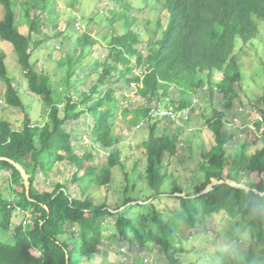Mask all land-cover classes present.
I'll return each instance as SVG.
<instances>
[{"label":"trees","instance_id":"trees-1","mask_svg":"<svg viewBox=\"0 0 264 264\" xmlns=\"http://www.w3.org/2000/svg\"><path fill=\"white\" fill-rule=\"evenodd\" d=\"M101 3L106 6L103 18L108 27L95 33L97 39L76 25L77 18L68 22L69 36H55L60 39L54 45L63 51L58 67L65 72L52 80L31 59L49 39L44 27L57 28L54 0H27L21 7L18 0H0L4 8L0 41L11 45L27 90L46 112L43 124L32 123L27 115L17 127L0 120V172L7 174L9 183L0 186V264H93L96 258L99 264H127L123 258L128 257L131 264L149 262L137 256L134 247L158 253L153 262L200 264L212 253L192 252L189 238L208 233L211 220L220 216L247 229L249 249L227 255L217 252L215 264H264V108L259 112L261 120L252 123L259 137L253 142L237 132L229 135L224 110L239 100L243 65L236 50L246 51L258 39L264 0ZM15 7L22 10L19 19ZM98 15L82 21L89 24ZM20 22L27 25L26 32ZM75 33L71 46L66 39L70 41ZM97 43L103 52L91 48ZM5 59L0 50L3 98L8 106L23 108ZM202 91L210 98L221 96L224 108L217 111L212 106L210 114L202 110L200 120L212 134L211 146L196 158L189 143L184 148L180 143L184 133L189 141L184 127ZM157 109L171 110L174 118L155 114ZM125 117L134 132L147 130L140 144L141 177L150 194L142 203L127 195L136 184L125 170L116 131L118 120ZM236 130L240 132L239 127ZM254 142L261 145L250 151ZM182 149L186 154L179 159ZM101 152L105 163L98 161ZM174 159L178 169L190 175L185 182L181 175L169 173ZM8 160L21 165L29 176V196L20 172ZM131 162L134 171L142 163L134 158ZM61 164L71 167L68 184L52 181ZM114 171L124 175L119 203L93 201L87 194L90 187L108 191ZM167 179L171 180L168 191ZM213 181L223 183L203 193ZM125 243L130 249L124 255ZM109 244H120L123 258L110 260ZM190 253L195 254L193 261L187 258Z\"/></svg>","mask_w":264,"mask_h":264},{"label":"rangeland","instance_id":"rangeland-1","mask_svg":"<svg viewBox=\"0 0 264 264\" xmlns=\"http://www.w3.org/2000/svg\"><path fill=\"white\" fill-rule=\"evenodd\" d=\"M27 0H18L19 6ZM73 0H54V6L57 15V28H54L47 24L43 33L47 34V40H44L36 50L33 52V56L31 61L34 63L36 69H43L49 73L52 80H57L64 75L65 68L58 67V62L63 60L61 48L58 44L54 45L53 42H56V38L59 33H66L68 22L73 18H77L75 22L76 25H79L92 36H95L97 39L96 32L104 33L106 28L108 27V22L103 18V14L106 10V6L101 3V0H79L78 3L74 6L72 5ZM20 7H15L14 11L16 13V18L22 17ZM148 10V8H146ZM99 15L96 19H94L91 23L86 24L84 21L88 18H93ZM4 8L0 4V19L3 17ZM38 14L39 11H36ZM101 13V14H100ZM84 18V21H82ZM20 25L24 31L26 32L28 27L23 23ZM75 25V26H76ZM76 30V28H75ZM70 37V41L66 39V43H70L71 46H74L73 41L77 36V33L72 34ZM56 36V37H55ZM40 36H34L35 40L40 39ZM56 38V39H55ZM146 40V37H143ZM59 42V41H58ZM105 42H103L104 45ZM254 44L251 47H247L246 51H241L239 48L236 50L238 53V62L243 65V80L241 82V86L238 87L237 91L239 93V100L235 102V104L230 107L224 109L226 112V120L228 122L227 132L229 135L231 133H238L240 137H244L246 141L253 142L254 139L257 138L254 134V131L251 129L252 123H254L259 118V112L264 108V103L261 101L262 94L264 91V66L262 62L264 60V22H259V37L257 40L253 42ZM69 45V47L71 48ZM93 50H99L103 52L104 48L100 45L95 44L91 47ZM90 49V47H89ZM0 50L6 55V65L9 76L12 78L13 86L16 88L19 98L23 103V108H13L8 106L5 103L3 98V93L5 91V83L0 81V120H5L12 123L14 126H20L22 124L23 119L27 115L32 123L43 124L45 121V110L42 109L41 103L38 97L34 96L27 90V82L21 73V69L19 63L17 61V57L15 56L13 49L9 43L0 41ZM242 52V53H241ZM61 58H60V57ZM197 98L194 101V105L191 108L192 115L190 119V123H188V127H184L187 131L189 141H185L184 137L186 134L184 133L181 136V147H187L188 143L191 145L193 149V154L196 158L199 157V154L203 151H206L211 146V137L212 134L210 130L206 128L205 122L200 120L201 112L204 110L205 114L211 113V107L214 106L217 111L223 110V102L221 96L218 94L215 95L214 98H210L206 91H202L197 94ZM197 100V102H196ZM214 100V101H213ZM128 117L121 118L118 120L116 125L117 135L121 137V141L118 145V149L121 151V159L125 164V170L129 174V179L136 184L134 190L127 192V195L135 197L143 201L146 196L150 194L148 187L145 185L144 179L141 177L142 168L144 164V157L141 152L140 144L147 136V130L142 129L138 130L135 128V132L131 130L127 125ZM181 122V121H180ZM234 124L235 126H233ZM239 127V131L236 128ZM162 128V126H160ZM243 129V131H242ZM88 141H86L87 143ZM237 145V144H236ZM261 145L259 142H254L253 146H251V150H255L256 147ZM184 149H182L179 153V159L184 156ZM188 154V153H187ZM105 153L101 152L99 154L98 161L100 163H105ZM140 160V166L137 170H133V162L131 159ZM175 159L173 160L172 166H169V173H176L182 178L181 182H185L190 175L188 172H182L178 169V166L175 163ZM192 163V162H190ZM190 165V164H189ZM178 169V170H177ZM71 167L64 166L63 164L58 166V169L53 173L54 177H52L53 182H63L68 184L69 179V171ZM62 172V173H60ZM60 173V174H59ZM177 175V176H178ZM7 174L0 172V186L8 187ZM112 183L109 186L108 191L104 187H90L87 194L93 199V201L97 203H102L107 201L109 205L116 206L119 201L118 198L123 194L124 191V175L118 171L113 172ZM171 184V180L167 179L166 182V190H169V185ZM40 187V184H38ZM51 190V189H49ZM72 190H74L72 188ZM9 193V192H6ZM9 195V194H8ZM166 202H170V200H166ZM29 216L26 218L28 222ZM21 218H18L19 222ZM113 223L114 220L111 219ZM212 224L210 229H208V233H199L192 238H189L188 247L192 252H198L199 254H203L204 252L212 253L209 258H205V260H201L200 264H215L216 258H219L218 253L227 255L230 252H233L235 249H240L243 251H247L249 249L248 242V234L246 233L244 226H235L233 222H227L222 219V216L216 218L215 220H211ZM27 227V226H26ZM198 227V226H197ZM200 230L202 227L199 228ZM241 231V233H239ZM238 232V234H237ZM240 235V237H239ZM237 236L239 239H237ZM120 244L112 245L109 244L108 249L111 250L109 252L108 257L110 260L116 261L118 258H121V253H119ZM121 247L125 248V253L129 252V245L125 243ZM134 252L140 258H146L149 262L144 264H164V261L153 262V259L158 260V253H148L140 250L138 247H134ZM148 256V257H147ZM186 256L182 257L185 258ZM123 258V257H122ZM189 260L195 259V254L190 253L187 255ZM258 258V257H257ZM123 261L127 264H131L130 258H123ZM93 264H99L100 259L96 258L92 261ZM256 264H263L262 261H257Z\"/></svg>","mask_w":264,"mask_h":264},{"label":"water","instance_id":"water-1","mask_svg":"<svg viewBox=\"0 0 264 264\" xmlns=\"http://www.w3.org/2000/svg\"><path fill=\"white\" fill-rule=\"evenodd\" d=\"M21 174L23 181H24V185H25V189H26V194L27 196H29V190H30V183H29V176L27 175L26 171L23 169V167L11 160H8ZM223 183L222 181H213L203 193L208 192L214 185ZM231 186H235L237 188H243V189H248L247 187L241 186V185H233L230 184ZM202 193V194H203ZM138 203H142V202H138Z\"/></svg>","mask_w":264,"mask_h":264},{"label":"built area","instance_id":"built-area-1","mask_svg":"<svg viewBox=\"0 0 264 264\" xmlns=\"http://www.w3.org/2000/svg\"><path fill=\"white\" fill-rule=\"evenodd\" d=\"M155 114H158L160 116H171L172 118H174V115L171 114V110H164V109H157L156 111H153ZM260 119V117L258 118ZM261 120V119H260ZM251 129H253L252 126H250Z\"/></svg>","mask_w":264,"mask_h":264}]
</instances>
